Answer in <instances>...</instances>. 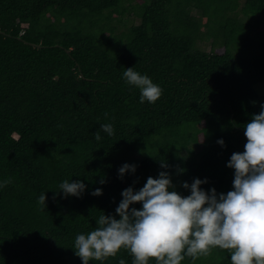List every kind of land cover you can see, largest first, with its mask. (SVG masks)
Instances as JSON below:
<instances>
[{"label": "trees", "instance_id": "trees-1", "mask_svg": "<svg viewBox=\"0 0 264 264\" xmlns=\"http://www.w3.org/2000/svg\"><path fill=\"white\" fill-rule=\"evenodd\" d=\"M262 26L264 0H0V264H82L75 236L114 214L122 190L155 178L160 161L185 195L193 178L231 190L227 162L264 103ZM132 67L162 88L155 104L125 83ZM124 163L137 171L122 180ZM65 179L88 192L56 197ZM97 187L102 196L90 194ZM121 259L133 257L90 264ZM181 264H231L230 252Z\"/></svg>", "mask_w": 264, "mask_h": 264}, {"label": "clouds", "instance_id": "clouds-1", "mask_svg": "<svg viewBox=\"0 0 264 264\" xmlns=\"http://www.w3.org/2000/svg\"><path fill=\"white\" fill-rule=\"evenodd\" d=\"M122 77L140 90V103L155 104L160 99L162 88L135 67L125 68ZM100 126L108 137L114 135L112 123ZM243 129L244 150L233 152L227 162L234 171L231 190L205 189L207 178H193L181 183L185 195L174 183L169 164L160 161L164 170L155 178L149 176L138 190L134 186L122 190L114 214L102 211L93 230L75 236L72 249L82 264L116 257L121 250L131 254L132 264H150L153 258L156 264H181L186 256H207L215 248L228 250L231 264H264V103ZM100 131L94 134L96 141L102 139ZM217 143L225 146L223 139ZM136 171V165L124 163L118 176L123 180ZM7 183L0 181V188ZM59 189L52 191L65 199L88 192L83 179H65ZM47 192L38 197L45 208ZM90 194L99 197L103 190L97 187Z\"/></svg>", "mask_w": 264, "mask_h": 264}, {"label": "rangeland", "instance_id": "rangeland-1", "mask_svg": "<svg viewBox=\"0 0 264 264\" xmlns=\"http://www.w3.org/2000/svg\"><path fill=\"white\" fill-rule=\"evenodd\" d=\"M131 19H134L133 21H134L135 23H138V19L136 18L135 14L132 13V15H131ZM263 29H264V26H262V30H263ZM202 49H203V46H202ZM205 49H206V50H210V46H209V45L206 46V47L204 48V50H205ZM256 90H257V92H258L259 94L264 95V82H263L262 84L256 86Z\"/></svg>", "mask_w": 264, "mask_h": 264}, {"label": "water", "instance_id": "water-1", "mask_svg": "<svg viewBox=\"0 0 264 264\" xmlns=\"http://www.w3.org/2000/svg\"><path fill=\"white\" fill-rule=\"evenodd\" d=\"M1 33V32H0Z\"/></svg>", "mask_w": 264, "mask_h": 264}]
</instances>
